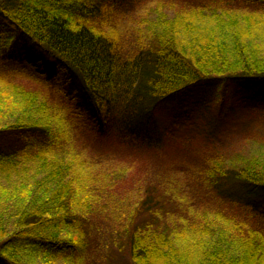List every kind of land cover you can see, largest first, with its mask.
I'll return each mask as SVG.
<instances>
[{
  "label": "trees",
  "instance_id": "16d2710c",
  "mask_svg": "<svg viewBox=\"0 0 264 264\" xmlns=\"http://www.w3.org/2000/svg\"><path fill=\"white\" fill-rule=\"evenodd\" d=\"M118 1L0 0V18L12 28L0 34V57L36 48L43 63L75 82L76 99L86 111L79 115L60 104L66 116L52 114L40 90L14 81L15 68H0V96L11 92L16 101L12 117L0 121V264H53L68 257L87 264L86 227L92 217L106 221L117 211L126 218L112 244L128 253L127 264H264V212L240 201L244 194L264 192V160L236 163L204 143L192 148L199 171L191 178L207 192L206 200L222 204L201 201L197 216L183 194L179 199L173 189L151 187L129 212L127 202L99 204L109 177L123 175L105 173L104 187L95 173L84 175L85 162L79 151L66 148L71 142L63 131L69 125L116 146L156 149L181 136L154 117L159 105L178 94L238 88L251 90L249 100L264 102V35L253 36L264 20V0H200L195 12L214 20L211 25L194 32L188 23L181 31L179 18L164 17L128 57L113 29L98 23ZM223 2L243 4L234 12L242 15H227L233 13ZM213 213L229 217L225 231Z\"/></svg>",
  "mask_w": 264,
  "mask_h": 264
},
{
  "label": "rangeland",
  "instance_id": "374dc122",
  "mask_svg": "<svg viewBox=\"0 0 264 264\" xmlns=\"http://www.w3.org/2000/svg\"><path fill=\"white\" fill-rule=\"evenodd\" d=\"M114 2L115 0H110L109 5ZM199 2L200 0H120L113 9L104 11L101 18L103 21L100 20L98 23L102 28L113 29L121 54L128 57L135 52L136 45L140 41L148 40L152 26L164 17L179 18L181 31L185 30L183 26L188 23L192 24L194 32L201 26L205 28L209 17H200L195 12ZM223 3L230 8L223 9L233 13L227 15H242L234 12L243 9V4ZM263 21L259 20L253 35L257 37L256 39L263 38L264 25L261 26L264 24ZM213 22H209V25ZM11 30L7 22L0 18V34ZM5 53L6 51H3L1 55ZM11 54L10 58L0 57V60H3L0 61V68L4 66L15 68L16 71L11 74L14 81L27 88L40 90V98L50 103L52 114L66 116L67 109H61L60 104L79 115L86 112L84 106L76 99L80 94L75 82L68 80L64 72L56 69L52 63H43L42 56L36 48L27 46L25 49L20 48L19 53L12 50ZM28 55L32 56L33 61H28ZM249 98H254L251 90L238 88L226 92L217 89H200L178 94L159 105L154 113L158 124H171L170 132H182L179 138L171 139L161 148L139 147L137 151L124 144L116 146L108 139H98L95 135H79L75 133L78 131L74 127L69 128V125L63 128L71 142L66 148L79 151V159L85 162L82 165L86 169L84 175L95 173L96 182L101 181V187H104L102 181L105 180H102V177L105 173L117 171L123 175L119 178L109 177L107 180L109 185L105 186L101 195L99 194L101 200L99 204L110 202L119 207L127 202L129 212H132L130 210L137 204L138 198L145 194L147 188L154 187L159 192L162 187L164 190L173 189L179 199H181L180 194H183L184 201L186 202V198L188 201L186 205L189 207L186 208H190V211L198 216L202 211L198 210L201 208V201L205 206L214 207L217 201L214 198L206 200L204 196H207V192L201 188L197 180L191 178L192 172L199 171V167L193 162L192 148L198 149L200 145L204 147V143H208L220 152H224V156H228L236 163L244 162L245 159L247 162L254 158L264 160V102ZM14 104L16 101L11 92L6 97L0 96V121L2 116L12 117L9 111H14ZM53 127L55 130L60 129L57 121ZM204 132L209 133L204 134ZM183 137L190 139L182 140ZM75 162L81 169L78 161ZM191 200L193 203L189 205ZM240 201L241 204L248 203L257 211L264 212V192L244 194ZM224 205V209L229 211L233 208L229 204ZM98 208L100 209L99 206ZM218 208L222 207L218 206ZM225 213L232 217L227 211ZM213 215L218 219L219 228L225 231V220L229 217L224 219L216 213ZM124 216L117 211L108 215L106 221L101 216L92 217L85 229V234L88 236L87 264H127L128 253L120 246L112 244V236L120 222L126 218ZM53 264H84V262L68 257L58 259Z\"/></svg>",
  "mask_w": 264,
  "mask_h": 264
}]
</instances>
